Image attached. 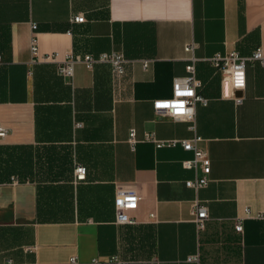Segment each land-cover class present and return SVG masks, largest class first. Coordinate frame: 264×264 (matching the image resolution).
<instances>
[{"label":"crops","instance_id":"0c3cea01","mask_svg":"<svg viewBox=\"0 0 264 264\" xmlns=\"http://www.w3.org/2000/svg\"><path fill=\"white\" fill-rule=\"evenodd\" d=\"M32 35L39 55L122 51L125 75L116 82L106 64L77 61L62 76L32 54ZM191 43L208 103L194 121L158 115L154 101L188 75ZM259 46L264 0H0V264H197L187 257L198 252L203 264H264V220L245 218L242 233L232 225L247 209L264 212V68L248 64L245 87L226 98L207 60ZM131 128L139 139L199 137L208 184H185L196 174L182 164L192 151L143 140L132 148ZM119 183L141 196L133 224L115 221ZM195 201L208 211L201 231Z\"/></svg>","mask_w":264,"mask_h":264},{"label":"built area","instance_id":"2783aa9c","mask_svg":"<svg viewBox=\"0 0 264 264\" xmlns=\"http://www.w3.org/2000/svg\"><path fill=\"white\" fill-rule=\"evenodd\" d=\"M74 21L81 22L85 20L84 15H75ZM37 25L32 24L35 29ZM31 51L34 56H39L42 61L57 63L58 73L65 77L74 75V67L77 61H82L88 68H94L97 64H106L111 72L112 80L119 81L126 72V59L122 51L112 50L102 52L95 56L93 54H85L84 56L73 55L71 53L61 54L58 51L47 52L39 55L38 41L36 35L31 37ZM195 44L191 43L186 46V51L190 52V63L186 68L188 75L184 77H175L173 80V95L170 98L158 99L154 101V109L158 115H171L182 117L187 121H194L195 109L198 103L207 104L208 99L202 92L203 82L196 74V57L194 56ZM2 56L0 54V61ZM216 71L221 73V89L223 97H232L235 90L243 89L246 85V68L250 63L258 62L264 68V47L259 46L248 55H242L237 50H232L227 53H216L207 59ZM144 67L148 66V61H144ZM235 99L241 101V96L236 95ZM81 126L80 122L76 123ZM8 133V129L0 123V139H3ZM153 142L157 147L176 146L181 144L184 149L193 152V157L185 159L182 164L185 168L194 169L195 177L185 181L186 186L195 189L196 191L206 186L210 181L211 161L205 149L199 146V137L192 139H159L155 132L148 131L144 134L143 139H139L135 128L129 131L128 141L132 148L140 141ZM86 177V167L78 165L75 168L76 180H83ZM12 182H17L15 177H12ZM3 183L0 182V192ZM141 200L137 190L126 183H119L116 187L114 198L115 221L120 224H133L136 222L134 212L139 207ZM194 222L198 231L206 227L208 220V211L206 206L200 205L198 201L193 203ZM247 217L264 220V212L259 211L252 213L249 209L246 210L244 216H236L232 219L233 228L242 233L244 231V219ZM188 261L203 264L200 259V254L195 253L187 257ZM73 263L77 262L76 257L71 259ZM9 264H38L36 261L27 263H15L8 258L4 261ZM94 264H103L98 258L93 259ZM117 264H128L126 261H117Z\"/></svg>","mask_w":264,"mask_h":264}]
</instances>
